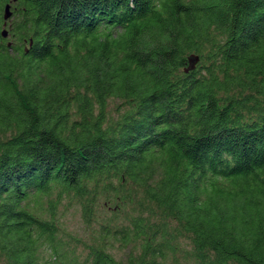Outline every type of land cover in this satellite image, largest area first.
I'll return each instance as SVG.
<instances>
[{
    "label": "trees",
    "instance_id": "trees-1",
    "mask_svg": "<svg viewBox=\"0 0 264 264\" xmlns=\"http://www.w3.org/2000/svg\"><path fill=\"white\" fill-rule=\"evenodd\" d=\"M0 264H264V0H0Z\"/></svg>",
    "mask_w": 264,
    "mask_h": 264
},
{
    "label": "rangeland",
    "instance_id": "rangeland-1",
    "mask_svg": "<svg viewBox=\"0 0 264 264\" xmlns=\"http://www.w3.org/2000/svg\"><path fill=\"white\" fill-rule=\"evenodd\" d=\"M11 11V10H10ZM13 21V14L11 18L8 21V24ZM8 38V37H7ZM12 42H9V46H12ZM125 111L122 102L118 99H110L108 100L107 105V115L109 116L110 121H116L121 114ZM57 194L53 193L52 199L54 201L55 205V218L59 221V224L61 229H63V235L62 239L66 242L68 241L73 242V239L80 240L85 243H89L94 237L95 230H98L96 227H98V224H89L86 222L82 207L78 204L77 200L70 199L68 197L62 198L60 202L57 204ZM104 201H102L103 203ZM96 206L95 209V215L94 220H101V221H109L112 217V209H110V205L107 203L106 206ZM48 199L46 198L43 200L42 204L39 207H42L46 213H48L49 205H48ZM36 206L35 203L32 204V207L34 208ZM38 207V208H39ZM39 209V211L42 210ZM43 211V210H42ZM131 216H136L138 213H144L143 215H146L145 212H143V209L139 210V207L132 208L129 207L126 211ZM145 217V216H143ZM118 245L115 246L114 250H110L112 255L116 257L117 259L121 258L123 255V252L116 249Z\"/></svg>",
    "mask_w": 264,
    "mask_h": 264
},
{
    "label": "water",
    "instance_id": "water-1",
    "mask_svg": "<svg viewBox=\"0 0 264 264\" xmlns=\"http://www.w3.org/2000/svg\"><path fill=\"white\" fill-rule=\"evenodd\" d=\"M12 16V12L10 11V5H8L5 9V27H7V23L9 21V19L11 18ZM3 37L4 38H7L8 37V30L5 29L2 33ZM200 61V58L199 57H194V58H191L190 59V63H191V66L189 67V69L186 70V72H189L190 70H194L195 67L197 66V64L199 63Z\"/></svg>",
    "mask_w": 264,
    "mask_h": 264
}]
</instances>
